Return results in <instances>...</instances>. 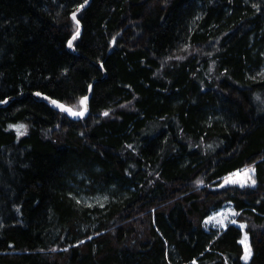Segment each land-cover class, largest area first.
<instances>
[{
	"label": "trees",
	"instance_id": "obj_1",
	"mask_svg": "<svg viewBox=\"0 0 264 264\" xmlns=\"http://www.w3.org/2000/svg\"><path fill=\"white\" fill-rule=\"evenodd\" d=\"M88 1L0 0V264H264V0Z\"/></svg>",
	"mask_w": 264,
	"mask_h": 264
},
{
	"label": "rangeland",
	"instance_id": "obj_2",
	"mask_svg": "<svg viewBox=\"0 0 264 264\" xmlns=\"http://www.w3.org/2000/svg\"><path fill=\"white\" fill-rule=\"evenodd\" d=\"M16 126H19V125H16ZM14 130L16 131L15 128ZM21 136H23V134L19 135V137ZM237 173H239V175H236L235 173V175H232L226 178L225 180H223V182L221 183L222 185L219 186V188L220 189H222V187H225V188L243 187L244 188L247 186H250V187L256 186L255 183L254 184L252 183V181L254 180V173H255L254 169L248 168V169H245ZM80 199L82 202H84L87 205H104L105 202L107 201L106 199L101 198V197H97L94 199H86L84 196H81ZM233 221H235V223H233ZM229 225H235L239 228H241L240 225H244L242 223H238V221L236 220V216H235L232 206H227L226 208L215 212L206 220V228L208 230L213 228V229H218L222 231V230H225ZM241 229L242 231H244L245 227ZM245 236H247V239H245ZM241 241H243V243ZM240 244L244 250V255L242 259L244 263L247 264L248 262H250L252 258V254H253L252 248L250 246V237L248 234L247 235L243 234V237L240 240ZM246 245L248 246V258L247 259L244 258Z\"/></svg>",
	"mask_w": 264,
	"mask_h": 264
},
{
	"label": "water",
	"instance_id": "obj_3",
	"mask_svg": "<svg viewBox=\"0 0 264 264\" xmlns=\"http://www.w3.org/2000/svg\"><path fill=\"white\" fill-rule=\"evenodd\" d=\"M89 4H90V0L88 1V3L86 4V5H84V7H80L77 11H76V13H75V16L80 12V11H82V10H84L85 8H87L88 6H89ZM76 21V23H77V19L75 20ZM77 25L79 26V35L78 36H76V39L75 40H77V39H79L80 38V36H81V33H82V28H81V24L80 23H77ZM72 40V39H71ZM75 40H72V47L71 48H69V50L71 51V52H74V41ZM92 86H91V88H90V92H89V95L87 96L88 97V100H87V104H86V111H84V108H85V106L84 105H82L83 106V110L82 111H84V115L81 117V116H73V115H70L68 112H66V111H64V110H62L60 107H57V105L56 104H53L52 103V99L51 98H49L48 97V99H45V97H47V96H45V95H40V96H36L35 94H33V97L37 100V101H40V102H44V103H46V104H48L50 107H52L53 109H55L56 111H58V112H62V113H65L67 116H69L72 120H74V121H80V120H82V119H84V118H86L88 115H89V113H90V105H89V103H90V100H91V97H92ZM9 104V102L7 101L6 103H3V104H0V107H6L7 105ZM58 104H62V103H59L58 102ZM62 105H64V104H62ZM65 106V105H64ZM66 107H68V106H66ZM70 108V107H69Z\"/></svg>",
	"mask_w": 264,
	"mask_h": 264
},
{
	"label": "snow or ice",
	"instance_id": "obj_4",
	"mask_svg": "<svg viewBox=\"0 0 264 264\" xmlns=\"http://www.w3.org/2000/svg\"><path fill=\"white\" fill-rule=\"evenodd\" d=\"M80 7L82 8V7H84V5L82 4ZM72 19H73V20H76L75 13H73ZM77 23H79V22L77 21ZM78 35H79V29H77L75 35H73L72 40H75V39H76V36H78ZM72 40H69V41H68V47H69V48L72 47ZM101 67H103L102 64H101ZM90 87H91V86H90ZM35 95H36V96H40L41 93L37 92V93H35ZM45 99H48V97H45ZM87 100H88V97H87V96L82 97L81 100H80V104L85 106L84 111L87 110V109H86ZM4 102L6 103V101H4ZM52 103H53V104H56L57 107H60L62 110L68 112L70 115H73V116H81V117L84 115V111H74L72 108L66 107V106H64V105H62V104H58V102L55 101V100H53ZM104 115L107 116L108 113L105 112ZM9 127H13V128H15L16 131H17V134H18V135H22V134H23V132L21 131L22 129H24V126H23V125H19V126L10 125ZM246 171H247V170H246ZM236 175H239V173H236ZM197 183H203V182H202V181H198ZM252 183L254 184L255 181L253 180ZM233 223H235V221H233ZM240 227H241V228H244L245 225H240ZM245 239H247V236H245ZM241 242L243 243V241H241ZM244 258H245V259L248 258V246H247V245L245 246V257H244Z\"/></svg>",
	"mask_w": 264,
	"mask_h": 264
},
{
	"label": "bare ground",
	"instance_id": "obj_5",
	"mask_svg": "<svg viewBox=\"0 0 264 264\" xmlns=\"http://www.w3.org/2000/svg\"><path fill=\"white\" fill-rule=\"evenodd\" d=\"M74 52H75V48H74ZM91 88V87H90ZM90 92V91H89ZM89 95V94H88ZM87 95V96H88ZM53 100V99H52ZM56 101V100H55ZM58 102V101H57ZM59 103H61V102H59ZM62 104H64V103H62ZM65 105V104H64ZM89 105H90V103H89ZM65 106H68V105H65ZM68 107H70V108H72L71 106H68ZM73 109V108H72ZM74 110V109H73ZM83 110V109H82ZM74 111H76V110H74Z\"/></svg>",
	"mask_w": 264,
	"mask_h": 264
},
{
	"label": "crops",
	"instance_id": "obj_6",
	"mask_svg": "<svg viewBox=\"0 0 264 264\" xmlns=\"http://www.w3.org/2000/svg\"><path fill=\"white\" fill-rule=\"evenodd\" d=\"M226 229H227V228H226ZM226 229H225V230H226ZM225 230H222V231H225ZM243 234H246L245 231H243ZM246 235H247V234H246ZM242 237H243V236H242ZM239 243H240V242H239Z\"/></svg>",
	"mask_w": 264,
	"mask_h": 264
}]
</instances>
